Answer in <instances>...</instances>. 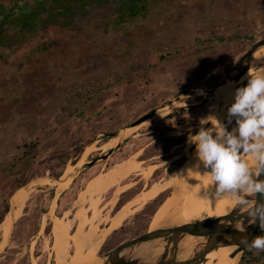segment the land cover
Instances as JSON below:
<instances>
[{
  "label": "rangeland",
  "instance_id": "1",
  "mask_svg": "<svg viewBox=\"0 0 264 264\" xmlns=\"http://www.w3.org/2000/svg\"><path fill=\"white\" fill-rule=\"evenodd\" d=\"M10 1L2 0L0 9V20L11 13L0 45V216L18 194L28 197L6 242L0 233V264H56L52 219L69 211L70 237L78 233L85 214L76 201L90 179H105L133 156L145 168L156 166L148 180L134 175L122 182L131 188L117 193L114 214L152 182L179 176L196 150L189 137L201 119L214 109L225 119L233 102L226 107L224 101L235 89L221 96V104L207 91L264 38V0H148L137 17L129 14V0H15V7ZM21 12L36 13L34 28L21 26ZM152 112L153 122L118 137L120 149L88 166L105 155L99 148L108 134ZM74 167L55 215L49 214L62 177ZM177 185L113 230L96 257L146 233ZM120 187L103 194L101 210ZM109 211L97 222L99 234L109 227ZM89 229L83 227L82 238Z\"/></svg>",
  "mask_w": 264,
  "mask_h": 264
},
{
  "label": "bare ground",
  "instance_id": "2",
  "mask_svg": "<svg viewBox=\"0 0 264 264\" xmlns=\"http://www.w3.org/2000/svg\"><path fill=\"white\" fill-rule=\"evenodd\" d=\"M250 71L252 73L264 72V49L255 53L253 56V67ZM245 76L246 75H244L238 83L228 81L225 85L220 86L215 93L217 97L221 99V96H223L225 92L236 89L242 84H246L247 80L244 79ZM232 102H234V97L224 101V104L228 107ZM210 115H215L219 118L218 113H212ZM135 130L136 128H128L121 131L117 137L109 139L108 143L102 145L99 150L107 153L116 147L118 137L122 135L124 140ZM185 152L187 153L188 150ZM195 153L196 150L194 153L187 155L188 160L177 178L169 177L167 180L162 179L158 182H152L147 190L136 195V197L123 205L121 209L115 211L114 214L110 212L116 204L117 193L120 192V189L125 188L126 190L131 188V184H127L124 188L120 187L122 182L134 175L148 180L156 170V166L145 168L144 163L138 161L136 156H133L120 163H116L110 170H108L107 175H104L105 179L102 178L103 175H99L89 180L87 188L80 193V196L76 201V205L78 204L80 207V214H85V218L84 220L82 219L83 222H80L79 231L76 235H73V237L75 236L74 238L70 237V232L73 227L72 221L68 218L69 211H65V215L61 220L57 215L54 217L52 216V221L54 223L52 231V246L55 252L56 264H104L105 260L102 257L97 258L96 253L100 250L111 232L120 228L133 214L166 191V188H172L177 184L178 185L175 187L173 193L166 199V203L155 214L149 226V231L194 223L199 220H204L205 218L214 219L229 214L234 208H236V206H238L236 198L227 194L218 198L212 195L214 184L210 181L209 174L203 170V166L201 165V169H191L198 163ZM77 167H80V165L76 166V168ZM76 168L68 169L66 174L62 177L61 182L59 183L60 187L57 188L56 199L53 202L49 214L53 215L55 213L57 199H59V196L65 191V188L69 186L68 184L72 179L71 172L76 171ZM113 176H115L117 181L113 182L110 179ZM193 184H198L199 186L194 188ZM118 187L120 188L117 189L111 200L106 203V208L104 207L103 209L105 210L109 208L110 210L107 218L104 219L108 222L109 227L99 234V225L97 222L103 221V210H101V205L104 199H102V196L109 190V188L110 190H113V188L115 189ZM27 197L28 194L21 192L13 198V203L16 206L13 205L9 214H6L0 223V233L3 236V242H6L9 239L11 228L17 221L16 219L20 217V210L24 206ZM86 204H88L89 209L92 210L91 218L86 216ZM85 225H89L90 229L87 237L82 238L84 233L83 227H85ZM58 232H60V235H58ZM201 240L202 239L194 237H187L180 243V255L182 257L188 256V254L194 249L195 245ZM163 246L164 244L162 241L158 240L138 247L134 252L137 255L145 254L147 257L157 258L162 253ZM70 249H72L73 255L68 257V251ZM235 249V246L221 247L218 250L209 253L203 264H239L238 257H230V254Z\"/></svg>",
  "mask_w": 264,
  "mask_h": 264
},
{
  "label": "clouds",
  "instance_id": "3",
  "mask_svg": "<svg viewBox=\"0 0 264 264\" xmlns=\"http://www.w3.org/2000/svg\"><path fill=\"white\" fill-rule=\"evenodd\" d=\"M244 79L247 83L235 89L225 119L209 115L189 137L198 161L191 169L202 165L214 184L212 195L235 197L240 210L264 230V72L248 71ZM200 94L204 95L202 90ZM207 124L211 127H204ZM240 243L257 254L264 251V236L251 242L244 237Z\"/></svg>",
  "mask_w": 264,
  "mask_h": 264
},
{
  "label": "water",
  "instance_id": "4",
  "mask_svg": "<svg viewBox=\"0 0 264 264\" xmlns=\"http://www.w3.org/2000/svg\"><path fill=\"white\" fill-rule=\"evenodd\" d=\"M263 47L264 38L256 41L222 82L216 88L207 91L208 95H214L217 98V102L221 104V99L215 94L217 89L225 85L228 81L240 82L243 76L252 69L253 56ZM208 101L209 98H205L202 103L190 105L189 108L197 107ZM181 109H184V107ZM215 110L216 109L212 110L208 115L215 113ZM156 113L157 112L147 113L128 128H139L146 123L153 122ZM119 133L108 134V136L112 139L117 137ZM122 144L123 141L99 159L90 162L88 166H92L99 160L108 159L115 151L121 148ZM261 178L264 179V176ZM9 212L7 214H9ZM237 223H239V228L236 227ZM241 229H243V231H241ZM259 230L260 226L258 222L250 220L247 214L241 211L239 206H236L229 214L218 218H205L204 220H199L194 223L159 228L154 231H149L148 229L146 233L122 242L101 257L105 260L104 264H203L209 253L221 247L235 246L236 249L230 254V257H238L240 264L243 254L249 248L240 243L241 239L247 237L249 242H251L252 238L257 236ZM187 237H194L202 240L195 245L188 256L182 257L179 247L180 243ZM158 240H161L164 246L162 253L157 258H150L145 254L137 255L134 252L136 248Z\"/></svg>",
  "mask_w": 264,
  "mask_h": 264
},
{
  "label": "trees",
  "instance_id": "5",
  "mask_svg": "<svg viewBox=\"0 0 264 264\" xmlns=\"http://www.w3.org/2000/svg\"><path fill=\"white\" fill-rule=\"evenodd\" d=\"M13 1L15 0H11L10 2L13 3ZM148 0H129V14L131 17H137L140 15L141 11L143 9L146 8V4H147ZM16 5V4H15ZM14 3L12 7H15ZM2 7H4V2H2V0H0V9H2ZM13 9V8H12ZM11 14V13H9ZM9 14H6L2 17V19L0 20V45L3 42V31H4V26L5 23L7 22V20H9L10 16ZM20 22H21V26L23 28H31L33 27L34 22L36 21V13H30L28 15V17H26V13L25 12H21L20 13ZM34 28V27H33ZM108 140V138H104L103 141ZM27 154V153H26ZM51 198L52 200H54L55 198V190H53L51 192ZM9 208H10V204L8 202L6 208L3 210L2 215L0 216V221L2 222V220L4 219L5 215L9 212ZM0 222V223H1ZM262 230L260 228L257 236H264L262 235ZM264 261V251H261L257 254V251L255 249H248L245 251V253L243 254V258H242V262L241 264H261Z\"/></svg>",
  "mask_w": 264,
  "mask_h": 264
},
{
  "label": "flooded vegetation",
  "instance_id": "6",
  "mask_svg": "<svg viewBox=\"0 0 264 264\" xmlns=\"http://www.w3.org/2000/svg\"><path fill=\"white\" fill-rule=\"evenodd\" d=\"M188 143H189V142H188ZM187 150H189V149H188V148H186V150H185V151H187ZM187 155H188V154H187ZM187 160H188V157H187ZM186 162H187V161H186ZM186 162H184V163H183L182 170H183V168H184V166H185ZM182 170H181V171H182ZM93 178H94V177H93ZM196 185H198V184H196ZM167 198H168V197H167ZM167 198H166V199H167ZM99 256H100V255H99Z\"/></svg>",
  "mask_w": 264,
  "mask_h": 264
},
{
  "label": "crops",
  "instance_id": "7",
  "mask_svg": "<svg viewBox=\"0 0 264 264\" xmlns=\"http://www.w3.org/2000/svg\"><path fill=\"white\" fill-rule=\"evenodd\" d=\"M107 173H108V172H107ZM99 175H100V174L96 175L95 177H97V176H99ZM95 177H94V178H95ZM92 179H93V178H92ZM110 179L113 181V180L115 179V176L111 177ZM90 180H91V179H90Z\"/></svg>",
  "mask_w": 264,
  "mask_h": 264
}]
</instances>
